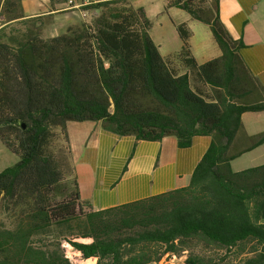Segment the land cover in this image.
Returning <instances> with one entry per match:
<instances>
[{
  "label": "trees",
  "instance_id": "obj_1",
  "mask_svg": "<svg viewBox=\"0 0 264 264\" xmlns=\"http://www.w3.org/2000/svg\"><path fill=\"white\" fill-rule=\"evenodd\" d=\"M164 1L208 26L218 58L197 64L186 24L176 26L180 51L162 58L144 10L128 0L81 6L92 20L48 39L20 0H0V142L18 157L0 172V264H70L63 243L84 264H159L193 240L226 251L253 244L243 264H264V164L231 169L264 143L262 134L231 149L241 115L264 111L247 100L260 87L217 0ZM86 121L140 141L173 136L181 149L196 136L212 142L186 187L94 211L80 199L66 129Z\"/></svg>",
  "mask_w": 264,
  "mask_h": 264
},
{
  "label": "crops",
  "instance_id": "obj_2",
  "mask_svg": "<svg viewBox=\"0 0 264 264\" xmlns=\"http://www.w3.org/2000/svg\"><path fill=\"white\" fill-rule=\"evenodd\" d=\"M80 5L104 0H73ZM212 2V0H208ZM219 18L230 38L239 45L238 55L251 78L259 85L248 102H264V0H217ZM24 19L44 18L41 35L57 37L69 27L84 22L82 12L61 4L50 8L49 0H20ZM142 8L150 21L149 35L164 59L178 53L182 43L176 26L186 24L192 36L191 53L198 65L220 56L208 26L194 21L184 11L165 10L164 0H128ZM160 31L153 36V20ZM242 128L231 145L233 151L250 146L251 137L264 134V111L241 115ZM80 199L92 210L101 211L133 203L186 187L192 173L209 148L210 136H196L190 147L181 149L173 136L160 141H140L118 136L101 122H68L66 125ZM264 143L231 162L233 172L264 164ZM241 159L252 162L248 168H235Z\"/></svg>",
  "mask_w": 264,
  "mask_h": 264
},
{
  "label": "rangeland",
  "instance_id": "obj_3",
  "mask_svg": "<svg viewBox=\"0 0 264 264\" xmlns=\"http://www.w3.org/2000/svg\"><path fill=\"white\" fill-rule=\"evenodd\" d=\"M213 1V0H212ZM92 20L91 14H87L84 18V22H90ZM153 21V36H156V32L160 31L159 26ZM33 23L43 30L44 27V18L36 17L33 19ZM11 28L13 29H23L24 27L21 24H14ZM43 37V36H42ZM264 160V158L260 159ZM18 162V157L10 153L0 142V172L5 168L13 166ZM252 164L248 159H241L235 164V168H248ZM189 248L184 249L175 256L177 258L181 257V260H176L171 264H185L186 260H189L192 264L194 261L198 260V264H243L247 259L254 258L255 252L253 250V244H248L242 246L240 249H233L231 251H226L223 249H218L213 246H205L203 243H200L197 240H193L188 243ZM63 248L66 257L68 258L70 264H84L82 258L69 246H66V243H63ZM168 259H165L162 264H167Z\"/></svg>",
  "mask_w": 264,
  "mask_h": 264
},
{
  "label": "built area",
  "instance_id": "obj_4",
  "mask_svg": "<svg viewBox=\"0 0 264 264\" xmlns=\"http://www.w3.org/2000/svg\"><path fill=\"white\" fill-rule=\"evenodd\" d=\"M89 4H90V2H86V3H82V4H80V5H77L76 3H74L73 0H68V1H67V5H68V7H70V8H75V9H79L81 6H87V5H89ZM81 14H82V17H83V18H85V17L87 16V13H86V12H82ZM66 246H68V245L66 244ZM167 258H169L167 264H171V262L173 263V262L176 261V260H178V261L181 260V257L177 258L174 254H166V255H164V256L162 257V259H161V261H160L159 264H162V262H163L165 259H167Z\"/></svg>",
  "mask_w": 264,
  "mask_h": 264
},
{
  "label": "water",
  "instance_id": "obj_5",
  "mask_svg": "<svg viewBox=\"0 0 264 264\" xmlns=\"http://www.w3.org/2000/svg\"><path fill=\"white\" fill-rule=\"evenodd\" d=\"M14 124H15V125H18V122H14ZM20 127H21L22 130H25V128H26L25 125H24L23 123L20 124Z\"/></svg>",
  "mask_w": 264,
  "mask_h": 264
}]
</instances>
